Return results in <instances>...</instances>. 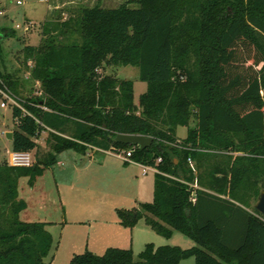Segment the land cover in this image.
I'll list each match as a JSON object with an SVG mask.
<instances>
[{
	"label": "trees",
	"instance_id": "16d2710c",
	"mask_svg": "<svg viewBox=\"0 0 264 264\" xmlns=\"http://www.w3.org/2000/svg\"><path fill=\"white\" fill-rule=\"evenodd\" d=\"M136 1L47 20L40 44L24 47L43 96H16L12 149L38 159L0 164V264H47L53 236L47 222L20 218L28 203L19 179L33 182L62 151L90 147L132 149L133 160L159 170L153 201L118 208L121 225L145 218L159 234L178 230L197 245L147 243L139 260L132 248L109 247L69 264H264V214L247 205L264 188V0ZM104 64L140 68L148 88L139 103L134 81L102 74ZM12 85L0 71V87ZM43 131L52 149L39 158ZM118 134L154 142L142 148Z\"/></svg>",
	"mask_w": 264,
	"mask_h": 264
},
{
	"label": "rangeland",
	"instance_id": "374dc122",
	"mask_svg": "<svg viewBox=\"0 0 264 264\" xmlns=\"http://www.w3.org/2000/svg\"><path fill=\"white\" fill-rule=\"evenodd\" d=\"M124 3L132 7L139 6L136 0H0V71L13 79L12 87H8L12 99H7L5 107L0 105V164L7 163L9 153L13 150L12 142L5 132L12 131L15 127V97L43 96L41 83L32 77L34 61H25L24 47L40 44L43 24L47 20L67 19L76 15L82 7L100 5L114 8ZM100 71L104 75L133 80L136 103H139L141 94L148 88L147 82L140 79L138 66L104 64ZM195 124V121L191 122L192 126ZM177 134L187 136L188 127H178ZM38 139L39 158H44L52 149L50 133L43 131ZM63 155L66 163L64 166L56 163L47 167L44 174L33 182L27 176L19 179V197L28 203L27 208L20 213V218L25 221L47 222V228L53 236V245L45 261L47 264H69L75 254L86 251L104 254L107 250L104 246L107 244L108 248H124L119 244H124L127 234L123 231L128 230L119 223L117 209H130L136 204L131 194L133 186L128 174L136 166L125 164L115 151L105 153L92 148L87 153H81L70 149ZM37 159L35 155V162ZM74 160L83 161V165L76 171L70 168L62 171ZM191 163L194 164V161ZM77 172L81 173L78 182L75 177ZM261 191L262 189L260 193ZM67 196L82 198L86 207L81 214H67L66 208L71 205H64L61 201L62 198L64 203L67 202ZM258 199L259 196L254 193L248 196L247 205L250 210H253ZM140 223L139 227H144L146 232L138 230L135 238L140 236V242L144 246L147 243L182 248L197 245L194 239L178 230H173L172 235L167 237L148 225L145 218ZM135 248V259L139 260L138 252L144 247ZM194 262V257L184 260L187 264Z\"/></svg>",
	"mask_w": 264,
	"mask_h": 264
},
{
	"label": "crops",
	"instance_id": "0c3cea01",
	"mask_svg": "<svg viewBox=\"0 0 264 264\" xmlns=\"http://www.w3.org/2000/svg\"><path fill=\"white\" fill-rule=\"evenodd\" d=\"M2 131V130H1ZM7 132V131H6ZM178 137L180 138H184L186 136H179L177 134ZM12 142V140H11ZM37 142L39 143V139H37ZM97 149V150H103L105 153H110L111 150H104V149H101V148H97V147H90L87 151L89 152L91 149ZM39 149H40V146H39ZM70 150V149H68ZM68 150H64L62 151L61 153H59L57 155V165H62L64 166L66 163H65V160H64V156L63 154H65L66 151ZM35 155H36V151H35ZM124 160V159H123ZM125 164H130L129 166L131 165H135V170H131L129 171V180L132 182V186H133V191H132V197L135 199V206H138L141 202H147V201H152V199L154 198V186H155V171H152V170H149L148 172H144L143 171V167L140 163L138 162H129V161H125ZM55 163V164H56ZM54 165V164H53ZM80 165H83V161L82 162H78L77 160H74V162L72 164H69V166L67 165L66 168L62 169V171L70 168V169H73L74 171L78 170L79 166ZM51 167V166H50ZM152 172V174H151ZM81 175L78 174V172L76 173V182H78V178L79 176ZM72 186H74V184H70ZM76 196V195H75ZM75 196H67L66 197V200L67 202L64 203V200L61 198V201L62 203L65 205L66 203L70 204L71 207L70 208H66V211H67V214L68 215H75V214H81L82 211L84 210V208L86 207V204L83 202L82 198L80 197H75ZM75 197V198H74ZM134 206V207H135ZM141 220L132 228H129V227H125L123 225L124 228H126V230L128 231H123L127 234V238H125L123 241H124V244H119V246H122L124 248H132L133 252H134V256H135V251H136V247H138V249H141L140 247H144V243H141L140 241L142 240L139 236V238H135L136 237V234H138V230H143L146 232L145 228L144 227H139L140 226V223ZM120 223V222H119ZM107 229H110V227H107ZM120 230V229H119ZM129 238V240H128ZM128 240V241H127ZM108 245L107 246H104L105 248L104 249H107L108 248ZM146 245V244H145ZM142 248V250L144 249ZM142 250H139L140 252ZM140 252H138V254H140ZM139 256V255H138Z\"/></svg>",
	"mask_w": 264,
	"mask_h": 264
},
{
	"label": "built area",
	"instance_id": "2783aa9c",
	"mask_svg": "<svg viewBox=\"0 0 264 264\" xmlns=\"http://www.w3.org/2000/svg\"><path fill=\"white\" fill-rule=\"evenodd\" d=\"M0 94L3 96V98L1 99L0 105L2 107H5L7 105V99H9V98L12 99L11 93H10L8 87L7 86H5L4 88L0 87ZM15 100L17 102L15 101L14 105H19V101L17 100L16 97H15ZM1 133H2V131L0 130V134ZM132 151H133L132 149L120 150L117 152V154L122 159H124L125 161L136 162L135 160L132 159ZM160 160H161V158H158L157 161H160ZM189 160L192 162L191 158ZM7 163L9 165L15 166V167H29L35 163V154L33 153V151H14V150H12L9 153ZM141 165H142L143 171L145 173L148 172L149 170H152L155 172L159 171L156 166L146 165V164H141Z\"/></svg>",
	"mask_w": 264,
	"mask_h": 264
},
{
	"label": "water",
	"instance_id": "95a60500",
	"mask_svg": "<svg viewBox=\"0 0 264 264\" xmlns=\"http://www.w3.org/2000/svg\"><path fill=\"white\" fill-rule=\"evenodd\" d=\"M6 136L8 139L12 140L13 131H7ZM116 140L126 144L138 145L142 148L151 146L154 142V137L146 136L142 134H118ZM255 208L264 214V188L262 189L258 202L255 205Z\"/></svg>",
	"mask_w": 264,
	"mask_h": 264
}]
</instances>
